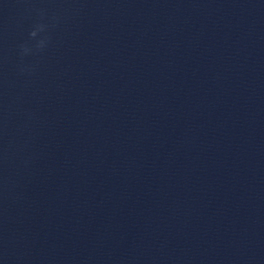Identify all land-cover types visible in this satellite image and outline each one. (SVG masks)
<instances>
[{
    "label": "clouds",
    "instance_id": "9594fccd",
    "mask_svg": "<svg viewBox=\"0 0 264 264\" xmlns=\"http://www.w3.org/2000/svg\"><path fill=\"white\" fill-rule=\"evenodd\" d=\"M40 19L34 23L31 30L28 33L29 40L34 41V44L29 42H24L19 45V52L21 58L28 55H35L43 52L51 42L50 28L54 26V23H46L44 20V12L41 10L39 12ZM58 18L53 16L51 20L55 22ZM19 71L21 73L34 71L33 68L24 66L23 63L19 66Z\"/></svg>",
    "mask_w": 264,
    "mask_h": 264
}]
</instances>
